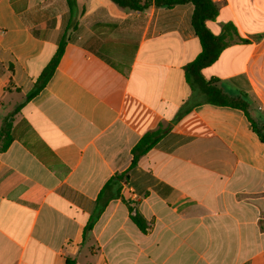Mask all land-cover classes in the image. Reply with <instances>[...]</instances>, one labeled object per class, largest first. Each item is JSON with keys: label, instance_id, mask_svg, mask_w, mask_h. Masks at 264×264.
<instances>
[{"label": "crops", "instance_id": "1", "mask_svg": "<svg viewBox=\"0 0 264 264\" xmlns=\"http://www.w3.org/2000/svg\"><path fill=\"white\" fill-rule=\"evenodd\" d=\"M52 77L27 95L70 18L66 0H0V264H264V0L217 1L207 21L237 36L202 70L239 108L213 104L185 66L202 51L194 5L145 11L78 0ZM169 131L129 171L93 227L105 184L132 148ZM147 223L142 232L130 208Z\"/></svg>", "mask_w": 264, "mask_h": 264}, {"label": "trees", "instance_id": "2", "mask_svg": "<svg viewBox=\"0 0 264 264\" xmlns=\"http://www.w3.org/2000/svg\"><path fill=\"white\" fill-rule=\"evenodd\" d=\"M70 11V18L66 30L61 38L58 48L52 57L51 61L45 67L39 78L37 79L34 88L27 95L28 99L36 96L41 90H43L55 72L61 57L64 54L67 42L68 34L70 30H76L78 26V20L76 16H83L85 13V7L82 5L78 11V0H66ZM119 7L133 10V11H145L151 6L173 8L177 5H183L192 3L194 5V11L192 14V27L197 35L201 46V53L190 63L185 66V75L187 82L198 89L202 95L206 97L208 102L213 104L231 106L242 109L248 116V102L245 95L239 97H231L227 95L223 89L218 85L216 79L206 81L202 75V70L208 66L214 64L220 54L225 48H227L233 41L234 36H237L235 27L232 25H226L223 28L221 34H214L207 26V21L215 20L219 15V7L215 0H111ZM11 122H5L0 130V152L8 149L12 143L13 137L11 133ZM259 137L264 141L261 129L256 125L253 126ZM264 130V127L262 128ZM169 131V127L160 125L157 129L148 131L132 148V161L129 169L124 172L117 173L105 184L97 201V206L94 214L91 216L87 230L91 229L96 220L104 211L106 205L110 200L121 197V190L123 183L129 179V171L137 166L140 158L147 154L154 146L161 140V138ZM130 208V218L132 222L144 233L147 232V223L145 219L138 213H134V208ZM66 264H76L75 259L67 258Z\"/></svg>", "mask_w": 264, "mask_h": 264}, {"label": "built area", "instance_id": "3", "mask_svg": "<svg viewBox=\"0 0 264 264\" xmlns=\"http://www.w3.org/2000/svg\"><path fill=\"white\" fill-rule=\"evenodd\" d=\"M215 1L217 2V1H220V0H215Z\"/></svg>", "mask_w": 264, "mask_h": 264}]
</instances>
